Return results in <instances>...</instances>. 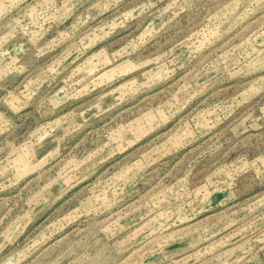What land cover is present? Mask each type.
Here are the masks:
<instances>
[{
    "label": "rangeland",
    "instance_id": "rangeland-1",
    "mask_svg": "<svg viewBox=\"0 0 264 264\" xmlns=\"http://www.w3.org/2000/svg\"><path fill=\"white\" fill-rule=\"evenodd\" d=\"M0 264H264V0H0Z\"/></svg>",
    "mask_w": 264,
    "mask_h": 264
}]
</instances>
